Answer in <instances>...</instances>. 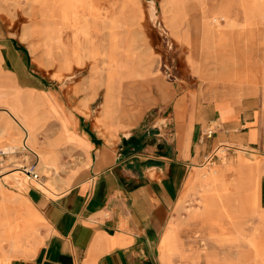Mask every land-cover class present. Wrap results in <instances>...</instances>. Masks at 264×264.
I'll return each instance as SVG.
<instances>
[{
  "label": "rangeland",
  "instance_id": "rangeland-1",
  "mask_svg": "<svg viewBox=\"0 0 264 264\" xmlns=\"http://www.w3.org/2000/svg\"><path fill=\"white\" fill-rule=\"evenodd\" d=\"M222 1L94 0L105 17L103 22L96 18V14L89 13L85 5H76L67 16L61 14L58 17L57 28L63 40L59 43L60 48L69 44L67 36L78 27L81 30L83 25L90 22L93 31L96 23L101 27L104 23L102 41L106 50L112 47L111 35L115 30L120 31V38L123 39L124 32L131 29L133 33L136 30L137 35H134L139 39L135 52L150 53L153 57L154 72L150 79H143L146 85L144 91H151L145 98L151 100L154 97L159 101L150 102L134 126H119L114 132L109 130L103 118L105 88L100 87L94 96L87 94L92 63H75L78 73L73 78H67L65 75L70 73L69 70L57 62V57H60L56 51L58 45L48 49L43 44L46 39L41 29L44 27L40 20L42 16L35 13L36 8L41 6L39 3L0 0V21L6 26L7 37L15 47L20 48L28 68L52 90L49 100L56 96L62 98L63 110L67 111L68 108L84 114L107 141H118L121 135L132 133L143 137V149L147 145L156 148L159 144L155 152L178 153L174 149L182 150L185 145L189 148L186 136L194 119L193 116L192 121L189 119L190 109L194 113L196 106L217 99L226 92L230 96L236 88L240 91H248V88L251 91L253 88L252 92L260 98L264 108V18L249 17L244 8L247 5L245 0H229L226 4L228 15H223V18L219 16L218 21L204 15L207 8H214ZM263 1L258 0L257 3L263 6ZM177 3L182 8L180 13L183 17L178 31L172 19ZM206 21L209 23L207 29ZM77 22L79 25L75 26L73 23ZM112 22L118 26L112 25ZM35 26L40 32L34 29ZM92 34L94 40L97 39L95 30ZM219 38L227 39L225 48L216 46ZM47 49L50 58L43 57ZM217 49L227 56L225 64L213 57ZM119 50H124L123 44ZM135 52L129 54L135 55ZM222 69L228 72L224 77L220 73ZM59 74L63 78H59ZM153 78L158 79L153 81ZM134 79L125 75L124 87L131 86ZM134 93L135 89H129L127 95ZM128 104H134V101ZM53 105L61 115L54 114V109L48 106L47 115L41 121V128H47V131L43 130L35 143L29 142L36 153L42 155L44 152L52 157L56 154L54 149L42 141L51 134L59 120L62 122L59 116L70 122V116L56 104ZM23 134L21 132V137ZM3 146L0 145V148ZM234 148L236 153L230 154L223 145L216 147L212 153V163L205 160L203 165L193 168L198 179L192 177L189 180L173 219L163 234L160 245L163 264H168L166 256L170 257L171 264H208L205 258L207 252L214 254L218 264H264V212L257 203V180L261 169L254 168V165L261 164L264 157H255L248 149ZM17 150L24 152L19 159H10L8 153L0 154V264H11L14 259L32 256L44 241L37 212L26 210L15 201L16 196L24 198L30 185L35 186L40 182L24 175L22 189H19L9 179V174L17 169L16 163H23V167L30 166L37 158L23 145H19ZM60 157L65 159L64 164L58 163V174L47 171L41 164L35 168L39 173L38 180L53 181L56 193H46L49 196H56L65 186L59 176L75 173L80 166L77 160L81 161V158ZM215 174L217 178H213ZM209 201L213 205L205 213ZM171 232V247L165 250V236Z\"/></svg>",
  "mask_w": 264,
  "mask_h": 264
},
{
  "label": "crops",
  "instance_id": "crops-1",
  "mask_svg": "<svg viewBox=\"0 0 264 264\" xmlns=\"http://www.w3.org/2000/svg\"><path fill=\"white\" fill-rule=\"evenodd\" d=\"M14 1L18 3L20 0ZM257 1L245 0V12L251 18H264V4L260 6ZM90 3L96 5L94 0H87V4ZM221 3L209 8L204 15L214 21H218L219 16L228 15L226 8L220 9ZM103 17L102 14L99 19L103 21ZM182 18H179L176 31ZM73 24L79 25L78 22ZM111 24L118 26L114 22ZM57 25L55 30L45 33V37H50V43L43 44L48 49L52 45L59 46L56 48L60 56L57 62L69 68L72 75L68 73L67 78L78 73L75 63H92L87 94L94 96L100 87L105 88L103 118L111 132L119 126H134L150 102L159 101L154 97L151 100L145 98L151 91H144L143 79H150L154 72L153 57L150 53L135 52L139 40L136 30L132 29L136 35L131 29L125 31L123 39L120 31L115 30L111 35L112 47L106 50L102 41L104 23L102 27L93 26L95 40L92 27H82V30L76 27L77 30L67 36L69 44L60 48L59 43L63 40ZM208 25L206 21V29ZM227 43V39L219 38L216 46L225 48ZM121 44L124 50L120 51ZM19 49L7 37L6 26L0 21V145H4L0 154L8 153L10 159H19L24 152L17 150L18 145L26 144L34 150L30 144L35 143L44 130L41 121L47 115V107L54 109V114L61 115L53 105L56 104L70 116V122H64L61 116L62 122L57 118L59 124L42 141L51 145L56 154L52 157L44 152L42 155L37 153L36 167L41 164L47 171L58 174V163L64 164L65 159L60 156H75L81 161L77 160L80 166L75 173L59 176L65 186L56 196L46 194L56 193L53 181L43 182L47 190L38 185L29 186L27 195L41 220L44 241L32 256L14 259L11 264H163L160 255L163 234L189 180L192 177L198 179L193 168L203 165L207 155L222 145L230 154H235L234 147H237L248 149L255 157H264V108L260 98L252 92L253 88L251 91L236 88L230 96L226 92L196 106L194 113L190 109L189 119L192 121V116L194 119L186 136L189 148L185 145L182 150L174 149L178 153L155 152L159 144L156 148L147 145L143 149V137L132 133L121 135L118 141H107L84 114L68 108L63 110L62 98L56 96L49 100L52 90L28 68ZM48 49L44 58H50ZM134 52L135 55L129 54ZM216 53L213 57L219 63L228 61L224 51L217 49ZM220 73L224 77L228 72L222 69ZM125 75L135 77L129 87H124ZM129 89H135V93L127 95ZM130 101L134 104H128ZM212 124L216 125V132L207 137L204 131ZM21 132L24 133L22 137ZM17 166L24 168L20 162L16 163ZM256 167L261 169L257 180V203L264 212V159L260 165H254ZM217 177L216 174L213 176ZM211 205L213 202H207L205 213ZM171 236L172 232L165 236V250L171 247ZM205 258L208 264H218L212 253L207 252ZM165 259L171 264L170 257Z\"/></svg>",
  "mask_w": 264,
  "mask_h": 264
},
{
  "label": "bare ground",
  "instance_id": "bare-ground-1",
  "mask_svg": "<svg viewBox=\"0 0 264 264\" xmlns=\"http://www.w3.org/2000/svg\"><path fill=\"white\" fill-rule=\"evenodd\" d=\"M177 2H181L182 0H176ZM229 0H223V3H221L220 5V9L222 8H226V4L228 3ZM38 3V2H37ZM41 6H38L36 9L37 11H35V13L37 12L38 15H41L42 17L40 18L41 23L44 24V27L42 26V32L45 33H49L52 30L56 29V25L58 23L59 20V16L61 14H64L65 16H67L68 12L71 10L73 11L75 7L81 5L84 6L86 8H88L89 13L91 14H96V18L99 19L100 15L102 12H100V6H96L93 4H87V0H42L41 3H39ZM77 5V6H76ZM48 7V8H46ZM35 9V7H33ZM102 8V7H101ZM245 10H247V5L244 6ZM228 9V8H226ZM182 8L180 7L179 3L176 4V7L174 9V14L172 15V19L176 22L175 27L178 26L177 22L179 21V18L181 17V11ZM210 9L207 8L206 11H209ZM153 11V10H151ZM49 12V13H48ZM103 14V13H102ZM100 20V19H99ZM84 21V20H83ZM96 22V21H95ZM101 22H103L101 20ZM39 23V21H38ZM36 25L39 27V25L36 23ZM76 25V24H75ZM84 28L85 27H89L90 23L83 25ZM96 27L101 26L100 24L96 23L95 24ZM91 27V26H90ZM36 28V26L34 27V29L38 32H40V29ZM76 28V27H75ZM83 28V29H84ZM34 30V31H35ZM82 30V29H81ZM58 31V30H57ZM87 31V29H86ZM72 33V32H71ZM76 34V33H75ZM89 35V34H88ZM87 35V36H88ZM45 44H49L50 43V37H45ZM86 39V38H85ZM73 42V41H72ZM71 42V43H72ZM86 42V40H85ZM75 44V43H74ZM59 47V46H58ZM67 50V49H66ZM76 53V52H74ZM76 58V57H75ZM78 60V59H77ZM87 61V60H86ZM85 63V62H84ZM59 64V63H58ZM109 65V64H108ZM74 68V67H73ZM69 69V68H68ZM67 69V70H68ZM71 70V69H70ZM74 70V69H73ZM72 72V70H71ZM74 72V71H73ZM71 73H69L70 75ZM72 75V74H71ZM62 76V75H61ZM59 76V77H61ZM65 122V119H64ZM30 129V128H29ZM29 131V130H28ZM26 142V141H25ZM11 146V145H9ZM19 146V145H18ZM13 149V148H12ZM224 150V149H221ZM34 151V150H33ZM38 162V161H37ZM41 163V162H40ZM39 165V164H38ZM21 166V165H20ZM7 176V174H5ZM4 175V176H5ZM10 177L9 179H12L14 181V185L17 186L19 189H22V181L23 179L26 177L31 178L32 175H30L27 170H25V168H21L17 166V169L9 174ZM25 175V176H24ZM33 178V177H32ZM5 180V179H4ZM12 181V183H13ZM40 181V180H39ZM2 182V180H1ZM7 182V181H6ZM45 182V181H44ZM49 182V181H48ZM49 184V183H48ZM39 187L47 190L46 185L41 182L37 184ZM53 187V186H52ZM51 190V189H50ZM19 192V191H18ZM21 192V191H20ZM20 194V193H19ZM17 198L15 199V201L19 202L20 204H22V208L24 207L26 210H36V207L34 206V204L32 203V201L30 200V198L28 197V195L26 193H24V198H20L18 196H16ZM14 200V199H12ZM16 204V203H15ZM28 215V214H27Z\"/></svg>",
  "mask_w": 264,
  "mask_h": 264
},
{
  "label": "built area",
  "instance_id": "built-area-1",
  "mask_svg": "<svg viewBox=\"0 0 264 264\" xmlns=\"http://www.w3.org/2000/svg\"><path fill=\"white\" fill-rule=\"evenodd\" d=\"M216 132V125H210L209 127H207L204 131V135L207 137H212ZM27 151H30L33 155H35V157L38 155L35 151H33L32 149H30V147L28 145H24L23 146ZM214 153V152H212ZM208 154L206 157V162L207 163H212V160H214V154ZM4 153H2L1 155H3ZM37 158V157H36ZM25 170H27V172L32 175V177L36 180H38L39 177V173L35 170L36 168V162H33V164H31L30 166H24Z\"/></svg>",
  "mask_w": 264,
  "mask_h": 264
}]
</instances>
